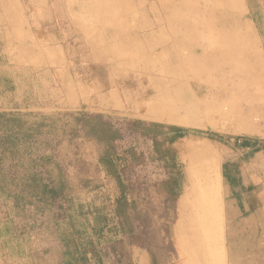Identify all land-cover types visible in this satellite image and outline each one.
<instances>
[{
    "label": "rangeland",
    "instance_id": "obj_1",
    "mask_svg": "<svg viewBox=\"0 0 264 264\" xmlns=\"http://www.w3.org/2000/svg\"><path fill=\"white\" fill-rule=\"evenodd\" d=\"M220 7L216 0H0V113L30 122L60 115L65 134L27 144L17 170L49 156L69 183L33 205L0 203V264H64L60 227L80 206L124 224L82 264H186L176 229L189 175L201 168L215 184L212 264H264V148L234 149L237 137L264 145V47L250 29L245 41L224 30ZM192 45L226 64H185ZM174 74L169 86L178 91L194 88L193 76L201 80L202 106L174 112L183 123L150 119L149 105ZM152 125H178L187 138L168 144L166 130ZM108 155L120 158L123 185L100 165ZM244 177L253 183L248 192ZM228 183L242 188L233 195L239 205L255 193L263 216L230 220Z\"/></svg>",
    "mask_w": 264,
    "mask_h": 264
},
{
    "label": "trees",
    "instance_id": "obj_2",
    "mask_svg": "<svg viewBox=\"0 0 264 264\" xmlns=\"http://www.w3.org/2000/svg\"><path fill=\"white\" fill-rule=\"evenodd\" d=\"M59 124L60 115L46 116L40 121L30 122L23 115L0 113V203L22 208L33 205L36 200L52 196L59 186L64 189L69 187L63 169L59 164L52 162L49 156L33 160L23 172L17 170L19 156L26 149L27 144H31L37 137L60 135L57 132H62V136L65 135L64 130L58 128ZM158 127L166 130L165 137L168 144L187 138V130L184 128L167 125L150 126V128ZM198 134L204 133L198 132ZM206 135L211 140L219 138L214 134ZM241 141L242 144H239ZM262 148L264 145L261 146L258 140H248L243 137L235 139L236 150H252L253 153H259ZM99 162L108 177L114 178L123 185L122 164L119 157L108 155ZM223 176L226 180L230 179L226 172H223ZM126 198L127 194L123 192L117 200L118 209L122 202L125 203ZM79 208L74 219L64 221L60 227L59 237L65 248L64 264H82L89 254L97 253L96 250L103 246L102 240L106 236L112 237L108 242L110 244L113 238L124 232L123 221L115 222L108 214L92 206L89 207L88 213L85 212L84 206Z\"/></svg>",
    "mask_w": 264,
    "mask_h": 264
},
{
    "label": "bare ground",
    "instance_id": "obj_3",
    "mask_svg": "<svg viewBox=\"0 0 264 264\" xmlns=\"http://www.w3.org/2000/svg\"><path fill=\"white\" fill-rule=\"evenodd\" d=\"M187 56L184 60L185 64L192 67L202 66L203 63H208V60L211 61L212 59L220 62L219 69L226 64L224 57L214 58L209 53L208 48H201L197 45L190 46V53ZM177 70L178 68L174 69V72H177ZM174 75L169 84L165 83L161 87L160 98L149 105L147 116L150 119L169 123H183L173 117L174 112L181 113L196 110L202 106L201 95L207 87L201 80L193 76L195 87L191 88L184 85L185 89L178 91L169 86L179 79L176 74ZM168 98L173 103L166 107L165 99ZM192 163L190 160L188 165H192ZM207 172L206 169L201 168L199 171H195L192 176L189 175L190 187L181 202L182 220L177 226L176 236L180 250L188 260L186 264H212L213 261L211 243L216 225L213 229L210 225L213 223L212 219L216 213L213 210L212 199H208V192H215V184L210 180L208 181L209 173ZM209 178H211V175ZM187 209H189V212Z\"/></svg>",
    "mask_w": 264,
    "mask_h": 264
},
{
    "label": "crops",
    "instance_id": "obj_4",
    "mask_svg": "<svg viewBox=\"0 0 264 264\" xmlns=\"http://www.w3.org/2000/svg\"><path fill=\"white\" fill-rule=\"evenodd\" d=\"M210 1L211 0H209V3ZM216 1H220V5L222 7V13L224 17L222 25L224 26V30H227L226 26H231L233 33L236 34L240 40L245 41L250 37L246 35L247 33L245 31L250 29L254 39L259 41L264 47V0ZM244 179L245 180L242 184V188H244L245 192H248L251 184L253 183H251L250 180H247L246 177H244ZM242 188L234 189L231 183H228V190L232 196L227 205L228 218L232 221H235L237 218H239V220H243V217H247L248 219L246 220H254L256 217L261 215L263 216L259 209L257 202L258 198L255 193L251 195L246 193L241 205H239V200L237 197L233 198L234 194L236 196H240V193L242 194Z\"/></svg>",
    "mask_w": 264,
    "mask_h": 264
}]
</instances>
